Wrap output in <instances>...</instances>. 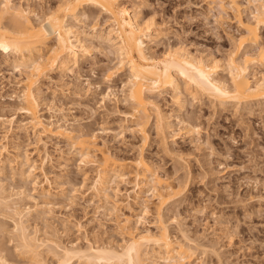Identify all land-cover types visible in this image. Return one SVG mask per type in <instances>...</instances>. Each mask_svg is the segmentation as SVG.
Returning <instances> with one entry per match:
<instances>
[{
	"label": "rangeland",
	"instance_id": "rangeland-1",
	"mask_svg": "<svg viewBox=\"0 0 264 264\" xmlns=\"http://www.w3.org/2000/svg\"><path fill=\"white\" fill-rule=\"evenodd\" d=\"M62 1L27 0L22 3L24 8L28 6L37 10L44 17ZM244 1L243 16L248 19L251 7ZM13 2L20 4L19 0ZM119 2L131 15H136L143 27L149 28L145 41L152 57L163 59L172 49H182L198 60L220 65L215 79L230 84L227 65L231 55L238 52L240 35L232 14H227L220 21L219 9L211 7L205 0ZM84 11L90 20L79 18L69 22L87 36L85 44L91 48L90 56L71 72L64 73L52 67L47 76L38 81L39 91L36 87L34 89L36 97H40L37 116L51 128L66 126L76 134L81 128L83 132L86 129L93 131L99 145L119 160H133L142 152L166 179L167 185L177 189L185 183L184 189L183 186H180L182 190L177 189L178 195L166 198L162 210L165 226L173 239L184 233L194 242L213 244L215 254L211 248L207 249L211 250L208 253L202 252L201 247L196 251L192 264H264V99L222 107L196 90L191 89L181 103L173 100L171 91H160L154 95V101L169 116L174 132L172 136H176L169 135L167 140H160L157 114L152 108L149 141L142 149L140 136L130 131L131 121L121 116L128 105L127 88L124 86L128 80L127 69L115 70L117 56L111 55L108 46L92 39L91 27L95 18L98 31L107 32L109 17L91 6ZM2 56L0 53V117L5 121L0 122V150L6 148L9 154L5 153L3 157L15 162L14 171L6 169V176L21 172L20 162L15 161L17 156L26 155L28 166L36 169L32 172V180L35 178L38 185L26 187L27 193L36 199L28 203L32 211L25 218L27 225L31 226L29 230L37 223L40 239L57 238L65 245L72 243L78 247L108 245L120 248L128 240L119 229L124 217L119 220L118 216L124 215L132 218L130 226L135 227L137 234H159V224L152 213L147 217L142 215L141 207L135 203L117 210L92 192L90 188L96 177V167L82 163L79 152L70 141L47 135L29 124V117L20 110L26 76L19 68L4 64ZM254 75L259 79L264 77V65L252 66L251 81ZM181 85L184 88L185 85ZM186 121L200 128L198 136H191L184 130ZM24 168L28 171L27 166ZM10 177L7 178L10 180ZM112 179L110 193L119 190L118 194L122 195L119 198L123 200L132 191V185ZM11 180L10 183L5 182L7 189L10 184L15 191L22 186L18 175ZM43 188L50 191V201L56 205L49 208L51 214L42 206L44 200L39 197ZM146 195L145 200V194L141 193L137 201H146L148 207L154 209L157 197L151 192ZM39 213L44 216L43 220L37 217ZM0 220L11 228L12 224L7 219L0 216ZM1 232L3 237L6 236L4 230ZM53 232L57 237L50 238ZM9 237L7 233L3 241L6 240V246L11 250V264H28L18 255L15 240ZM194 242L193 245L199 243ZM200 243L197 245H202ZM158 258L159 255L152 264H163Z\"/></svg>",
	"mask_w": 264,
	"mask_h": 264
},
{
	"label": "bare ground",
	"instance_id": "bare-ground-1",
	"mask_svg": "<svg viewBox=\"0 0 264 264\" xmlns=\"http://www.w3.org/2000/svg\"><path fill=\"white\" fill-rule=\"evenodd\" d=\"M13 1L0 0V53L3 55L1 59L4 64L19 68L20 72L26 76L20 110L29 117L30 125L33 124L32 126L37 127L36 129H42L43 133H47V135L62 137L70 141L73 148L79 152L81 162L91 163L96 167V177L90 188L96 196H101L107 205L110 204L115 209L128 208L133 203L139 205L142 215L147 217L152 213L160 230L159 234H137L135 227L130 226L132 218L122 215L118 216L119 220L124 217L120 221L119 229L126 238L128 237V240L123 243L122 247L120 245V248L107 247L108 245L106 247H104L105 245L103 247L95 245L78 247L71 245L72 243L65 245L57 238H51L55 235L54 232L53 235H50L51 239L41 238V240L38 237L37 223L33 229L29 230L31 226L27 225L25 220L32 212L28 203L36 200L26 190V187L30 185L35 187L38 185L35 178L34 181L32 180V172L35 167L28 166L29 159L26 155L14 156L15 161L20 162L19 167L22 170L19 169L21 172L17 171L18 174L12 172L11 175L13 177L18 175L22 186H19L20 188L15 191L13 185L14 189L10 184V188L7 189L5 182L11 175L9 173L10 176H6L4 172L8 168L14 171L12 167L15 162L3 157L5 153L9 154V152L6 148H2L0 150V157H2L0 160V216L7 219L8 223L11 222L12 226L9 228V224L7 226L6 222L0 220V264H11V250L9 246H6V240L3 241V238L7 237V233L11 239L15 240V249L18 250V255L24 258L28 264H73V261H78L81 264H152L157 255L160 256L158 260L163 264H192L199 248L202 247V252H210L214 248L213 244L205 243L204 245V243L195 240L196 243L199 242L202 245L198 246L199 243L193 245L194 241L184 233L180 234V238L173 239L165 226L162 207L166 203V198L178 195L177 189H181L180 186H183L184 189L185 183L179 184L177 189L167 185L166 179L160 176L149 160L141 154L142 152L133 160H119L110 151H106V148L103 149L99 145L95 133L89 129L83 132L84 129L81 131V128L80 132L77 131L76 134L74 130L66 126L58 125L51 128L44 124L41 117L37 116L40 97H36L34 89L36 87L39 91L38 81L47 76L46 74L52 67L59 68L64 73L71 72L73 68L88 59L91 48L85 44L87 36L76 28L77 26L70 24L69 20L77 21L79 18L85 20L86 12L84 10L91 6L97 12L106 14L110 20V24L106 25L108 31L99 32L97 18H95V23L91 27L92 39L108 46L111 55L117 56L118 64L114 67L115 70L123 67L127 69L128 80L124 86L127 88L126 101L128 105L121 116L127 121H131L130 131L140 136V148L143 149L149 141L148 127L151 122V110L155 109L157 135L161 141H165L169 135L170 137L176 135L172 136L174 132H172L169 116L154 101V95L160 91L168 93L171 91L173 100L181 103L183 98H186L185 95L190 94L191 89L192 91L196 90L199 94L218 102L222 107L229 104H248L264 99V77L259 79L255 77V74L253 81L249 78L252 66L264 65V35H262V30L264 31V0L244 1L251 7L248 19L243 16L245 8H243L242 0H205L211 7L219 9L220 18L229 13L232 14L240 30L237 41L239 54L236 52V55H231L227 65L230 69L228 70L231 76L230 84H226L225 80L224 83L223 80L215 79L214 75L218 72L217 69L220 65L198 60L182 49H172L165 58L163 56V59L152 57L148 53L145 41L149 28L143 27L144 25L139 23L136 15H131L127 9L122 8L123 6L121 5V7L119 4L120 0H63L44 17H41L37 10L28 8V6L24 8L22 2L27 0H19V5H15ZM220 21H223V18ZM107 75L111 76L110 73ZM182 83L185 85L184 88ZM3 121H5L4 118L0 117V122ZM182 121L184 120L182 119ZM188 123L185 127L183 125L184 130L191 136L199 134L200 128L195 124ZM182 124L184 123L182 122ZM4 139H7V136L4 135ZM96 153H99V158H96ZM26 166L28 171L24 170ZM112 178L127 181L132 185V191L127 192V197L123 200L119 198V196L122 197L120 193L118 194L119 190H113L114 192L110 193ZM10 180L8 179L9 183ZM148 192L157 197L158 202L154 209H150L146 201L138 202L140 194L144 193L146 200ZM39 197L44 200L42 206L48 209L56 206L50 201L52 194L49 190L43 188ZM50 210L49 214H51ZM39 216L42 215L39 213L37 217ZM43 217H41L42 220ZM29 222H31L30 218ZM44 222H46L45 218ZM2 230L6 232L4 237ZM208 248L211 250H207Z\"/></svg>",
	"mask_w": 264,
	"mask_h": 264
}]
</instances>
